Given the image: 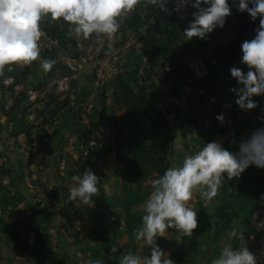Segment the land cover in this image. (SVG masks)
Segmentation results:
<instances>
[{"label":"rangeland","instance_id":"374dc122","mask_svg":"<svg viewBox=\"0 0 264 264\" xmlns=\"http://www.w3.org/2000/svg\"><path fill=\"white\" fill-rule=\"evenodd\" d=\"M191 11L168 15L145 3L122 20L113 41L68 37L67 25L47 22L41 55L57 61L52 70L44 73L34 62L0 77V197L15 216L3 229V264H50L49 252L63 264H119L128 249L148 254L132 230L141 224L152 180L204 143L238 150L240 139L262 126L264 97L253 98L258 108L241 111L229 90L237 84L227 62L218 64L216 89L199 87L209 84L204 75L211 77L205 61H215V46L228 43L244 17L233 8L210 39L187 41L182 31ZM54 26L56 38L48 32ZM217 91L221 104L215 106ZM140 94L166 116L168 128L141 113ZM220 113L224 124L215 119ZM7 158H21L22 169L12 170ZM86 167L100 178L93 206L68 201L71 175ZM263 170L250 166L238 180L225 179L212 200L195 194L190 204L198 209L199 227L193 236L169 230L157 241L175 264H211L224 246H242L234 229L245 232L257 264H264V209H253Z\"/></svg>","mask_w":264,"mask_h":264},{"label":"clouds","instance_id":"9594fccd","mask_svg":"<svg viewBox=\"0 0 264 264\" xmlns=\"http://www.w3.org/2000/svg\"><path fill=\"white\" fill-rule=\"evenodd\" d=\"M148 4L162 13H185L191 8L192 19L183 29L187 41L193 38L210 39L217 28H223L233 8L238 14L247 13L252 22L258 20L252 39L242 41L240 63L247 72L237 66L229 69L236 87L235 104L241 111H251L260 106L254 97H264V0H0V77L14 66H31L39 62L44 73L57 63L42 57L41 41L45 36L47 22L67 25L66 36L83 40L106 37L113 41L121 29L122 20L143 4ZM173 7L169 8L168 5ZM183 18V17H182ZM108 51L112 43L108 44ZM215 103V98H212ZM215 119L225 123L223 113ZM260 127L253 128L238 142V150H230L219 141H211L192 154H186L174 162L163 175L151 182L152 191L143 205L144 215L132 235L137 242L143 241L148 254L141 255L128 249L119 259V264H175L171 253L158 244L169 230L185 237H192L199 227L198 209L191 206L197 192L208 200L215 198L224 180L241 178L250 167L264 169V116ZM68 201L93 206V197L100 196V178L90 167L70 177ZM215 232V227L211 229ZM244 231L232 232L242 246H224L211 264H257V256L247 246ZM115 253L117 248L110 250ZM89 264H105L102 259Z\"/></svg>","mask_w":264,"mask_h":264},{"label":"trees","instance_id":"16d2710c","mask_svg":"<svg viewBox=\"0 0 264 264\" xmlns=\"http://www.w3.org/2000/svg\"><path fill=\"white\" fill-rule=\"evenodd\" d=\"M237 16L239 17V19H242L244 17L242 27L239 29L238 33L228 43H219L215 46V53L213 55V58L215 61L213 63H208L205 61L206 70L207 72H210L211 77H208L209 75L207 73L201 78L202 80L209 79L210 80L209 84L204 85V86L200 85L199 87L201 88L203 87L204 89L209 88V87H213L215 89L217 88L216 84H217V79L219 75L218 64H220L221 62H227L228 69H230V67L232 66L239 67V65L241 64L240 60L242 57V52H241L240 45L242 41L246 39L250 40L253 38L254 36L253 29L258 25V20L256 22H252L251 18L249 17L247 13H243V14L237 13ZM249 30L252 31L251 36L247 35V31ZM55 31H58V28L56 26H54L53 28H51V30L48 31L49 34L53 38H56L58 36V33H55ZM170 36H171L170 34L166 36L163 41L168 42ZM186 77L188 78L187 72L183 74V78L186 79ZM191 78L193 80H196V77L194 76H192ZM220 97H221V94L218 92L217 98L214 103L215 106L221 104ZM136 106H139L141 113L144 114L147 118H149L154 124L161 126V127L168 128V121L166 119V116L160 110L152 106L149 100H147L144 95L142 94L138 95ZM257 182H258V189L255 193L253 209L262 210L264 209V170L261 172V174H259L257 178ZM47 256H48L47 257L48 262L50 264H63V262L60 259H58L55 255H53L51 252H49ZM110 256L111 254L109 252L107 255V259L109 257V260H110Z\"/></svg>","mask_w":264,"mask_h":264},{"label":"built area","instance_id":"2783aa9c","mask_svg":"<svg viewBox=\"0 0 264 264\" xmlns=\"http://www.w3.org/2000/svg\"><path fill=\"white\" fill-rule=\"evenodd\" d=\"M14 219L15 216L13 214V206L8 200L0 197V241L4 227L12 223ZM0 264H3L1 260V254H0Z\"/></svg>","mask_w":264,"mask_h":264},{"label":"crops","instance_id":"0c3cea01","mask_svg":"<svg viewBox=\"0 0 264 264\" xmlns=\"http://www.w3.org/2000/svg\"><path fill=\"white\" fill-rule=\"evenodd\" d=\"M243 70H248L247 67L245 65H243ZM20 148H18L19 150ZM174 162H179V161H173L171 166L173 165ZM5 163L7 164L8 167H10L12 170H21L22 166L24 165V161L21 160V158L18 161H14L12 162L11 159L7 158V160L5 161Z\"/></svg>","mask_w":264,"mask_h":264}]
</instances>
